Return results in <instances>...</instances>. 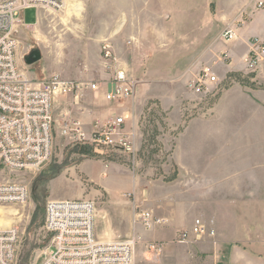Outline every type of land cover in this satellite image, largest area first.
<instances>
[{"label":"rangeland","instance_id":"1","mask_svg":"<svg viewBox=\"0 0 264 264\" xmlns=\"http://www.w3.org/2000/svg\"><path fill=\"white\" fill-rule=\"evenodd\" d=\"M258 1L63 0L58 10H23L22 16L29 25L16 34L18 58L33 79L53 74L80 82L107 77L101 48L105 43L110 45V61L124 68L135 82L131 130L137 151L133 167L120 154L97 156L90 146L70 142L62 135L67 115L79 119L81 111L90 109L95 111L91 118H104L111 104L101 94L88 90L77 96H57L60 102L53 103L48 158L37 170L12 172L0 168V181L22 182L28 189L24 203L0 206V225H15L19 232L14 264L40 261L50 239L43 228L44 207L47 200L61 196L93 200L95 233L100 240L137 235L134 264H193V259H186L178 251L167 262L160 247L173 243L174 238L177 244L193 243L179 241L175 232L190 226L195 209L183 211V204L165 205L155 197L177 198V186H172L177 181V167L168 160V154L179 131V118L199 113V105L212 103L232 80L264 88L262 79H254V72L243 69L223 77L226 66L209 65L215 60L213 51L243 50L239 44L232 47L215 39L226 24L235 23L240 38L247 37L248 28L257 30L262 26L256 19L264 10V0L262 6L256 5ZM32 48L39 49L40 58L25 64L23 56ZM219 53L224 64H228L225 53ZM200 54L201 64L211 68L217 82L195 94L185 86V70ZM193 103L196 108L191 107ZM61 112L67 113L66 118L59 117ZM105 164L109 168H104ZM171 204L174 207H168ZM167 208L174 210L175 222L170 219L174 229L157 226L146 230L134 224L135 214L145 209L169 218L162 214H167ZM205 222L209 226L211 220ZM141 231L147 232L148 237L140 239ZM159 232L167 233L162 239L168 241L155 240ZM149 241L158 243L156 250L148 245Z\"/></svg>","mask_w":264,"mask_h":264},{"label":"built area","instance_id":"2","mask_svg":"<svg viewBox=\"0 0 264 264\" xmlns=\"http://www.w3.org/2000/svg\"><path fill=\"white\" fill-rule=\"evenodd\" d=\"M62 5L63 0H0V168L12 172L37 170L50 154L56 97L77 96L83 90L101 94L111 104L107 115L94 119L90 130L80 119L67 117L62 135L75 144L90 146L97 156H125L134 167L137 150L131 127L136 86L124 68L110 61L113 52L109 44L101 48L104 69L109 76L98 80H65L57 74L36 80L19 62L16 34L29 25L22 16L23 10H58ZM256 5L262 6L263 1ZM219 39L230 44L241 41L244 50L239 58L247 71L255 72L264 62V41L258 37L243 40L235 23L226 24L219 32ZM216 82L217 76L206 66L186 84L192 93L201 94ZM27 193L22 182L0 181V206L24 203ZM94 219L95 204L91 199L47 200L43 228L50 239L37 264H134L137 235L100 240L95 233ZM134 219V224L146 230L166 223L149 209L141 210ZM18 233L15 225H0V264H14ZM213 234L200 219H195L188 230L180 232L178 240L192 242ZM157 244L148 242L154 249Z\"/></svg>","mask_w":264,"mask_h":264},{"label":"crops","instance_id":"3","mask_svg":"<svg viewBox=\"0 0 264 264\" xmlns=\"http://www.w3.org/2000/svg\"><path fill=\"white\" fill-rule=\"evenodd\" d=\"M262 13L264 10L256 19L258 25L262 23V26L257 30L248 28L247 37H243V40L258 37L264 41ZM215 39H219V32ZM237 44L244 50L239 40L230 46ZM233 49L212 52L215 60L209 65L220 63L226 66L223 77H230L232 73L245 69L239 58L240 53ZM219 52L225 53L228 64H224ZM201 58L200 54L186 68V87L194 73L208 66L201 64ZM263 72L264 62L254 72V79L264 82ZM188 92L191 91L188 89ZM191 107L196 108V104L193 103ZM199 111L179 118L175 144L169 148L168 160L176 164L178 172L177 181L172 184L177 186V198H165L164 195L155 199L165 205L171 202L183 204V211L191 207L195 209L190 226L175 232L176 238H179L180 232L188 230L195 219H200L214 234L187 244H177L175 238L174 241L170 239L173 243L167 242L160 247L162 256H166L167 262H170L178 251L183 252L186 259H193V264H264V88L245 86L232 80L212 103L203 107L199 105ZM94 113L90 109L81 111L79 119L87 130L91 129V122L97 118L90 117ZM66 115L61 112L59 117L66 118ZM104 168H109V164H105ZM168 207L172 208L174 204ZM165 213L162 214L169 218L159 217L166 220L160 228L170 226L174 229L170 224V219L174 220V210L167 208ZM207 219L211 220L209 226L205 222ZM138 235L140 239L148 237L144 231ZM157 236L159 238L155 240L168 241L162 239L167 233L159 232ZM181 257L178 254L180 262Z\"/></svg>","mask_w":264,"mask_h":264},{"label":"water","instance_id":"4","mask_svg":"<svg viewBox=\"0 0 264 264\" xmlns=\"http://www.w3.org/2000/svg\"><path fill=\"white\" fill-rule=\"evenodd\" d=\"M40 58V51L38 48H32L28 54L23 56V61L25 64H32Z\"/></svg>","mask_w":264,"mask_h":264}]
</instances>
